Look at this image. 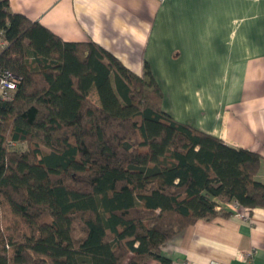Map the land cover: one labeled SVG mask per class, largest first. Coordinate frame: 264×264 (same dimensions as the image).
Returning <instances> with one entry per match:
<instances>
[{"label":"trees","instance_id":"1","mask_svg":"<svg viewBox=\"0 0 264 264\" xmlns=\"http://www.w3.org/2000/svg\"><path fill=\"white\" fill-rule=\"evenodd\" d=\"M0 41L16 77L0 100V264H170V239L232 214L219 203L264 208L261 156L165 113L147 64L65 42L9 0Z\"/></svg>","mask_w":264,"mask_h":264},{"label":"crops","instance_id":"2","mask_svg":"<svg viewBox=\"0 0 264 264\" xmlns=\"http://www.w3.org/2000/svg\"><path fill=\"white\" fill-rule=\"evenodd\" d=\"M65 42H93L158 83L162 109L258 153L264 183V0H9ZM161 249L170 264H264V208L219 203Z\"/></svg>","mask_w":264,"mask_h":264},{"label":"built area","instance_id":"3","mask_svg":"<svg viewBox=\"0 0 264 264\" xmlns=\"http://www.w3.org/2000/svg\"><path fill=\"white\" fill-rule=\"evenodd\" d=\"M160 2L165 0H158ZM4 46V42L0 41V48ZM16 88V77L8 71L0 73V100H8L11 98Z\"/></svg>","mask_w":264,"mask_h":264},{"label":"rangeland","instance_id":"4","mask_svg":"<svg viewBox=\"0 0 264 264\" xmlns=\"http://www.w3.org/2000/svg\"><path fill=\"white\" fill-rule=\"evenodd\" d=\"M90 99H91L93 102H97V98H96V96H95L94 93L91 94ZM21 148H22V149H25V146H21Z\"/></svg>","mask_w":264,"mask_h":264}]
</instances>
